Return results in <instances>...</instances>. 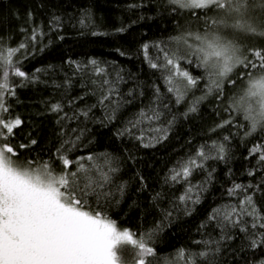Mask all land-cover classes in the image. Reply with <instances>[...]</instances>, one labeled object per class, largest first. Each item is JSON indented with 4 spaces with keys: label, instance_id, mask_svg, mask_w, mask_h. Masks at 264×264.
Here are the masks:
<instances>
[{
    "label": "snow or ice",
    "instance_id": "1",
    "mask_svg": "<svg viewBox=\"0 0 264 264\" xmlns=\"http://www.w3.org/2000/svg\"><path fill=\"white\" fill-rule=\"evenodd\" d=\"M166 2L172 6V11H188L203 25L199 30L187 29L170 37L174 47L165 42L152 45L158 53L155 59L148 54L149 45L142 46L149 67L161 72L166 92L172 95L176 105L183 103L201 77L194 76L182 64L193 66V71L203 70L208 81L207 91L189 104L183 113L187 117L196 113L199 103L209 95L221 100L225 86L235 87L237 80H241L243 88L230 98L225 109L229 119L221 121L213 131L233 125L234 120L241 117L248 125L245 137L258 134L264 140V47L247 45L249 39H264V0ZM142 6L143 0H140L129 4L128 8ZM28 20L29 26L20 29L25 34L24 39L15 47L7 46L6 34L0 32V264H159L153 240L162 231V223L144 233H135L119 227L109 215V209L120 204L128 188L127 183L119 179L120 161L110 154L89 153L70 158V153L81 146L89 121L107 126L117 119L123 108L144 96L139 83L127 93L121 92L120 85L127 82L122 69H113L110 73L108 67L95 59L65 61L71 75L65 73L62 83L53 80V86L63 89L62 95L67 96L74 86L73 78L78 77L79 87L85 92L49 104L48 111L56 114L57 123L61 125V146L49 160L39 156L32 160L19 159L16 147L24 149L37 142L31 140L27 145L17 146L11 143L14 130L23 122L19 117L4 119V113L8 112L5 98L15 96L17 86L43 82L38 74L47 75L49 69L56 70V66L49 65L29 74L22 64L23 60L34 58L35 52L48 47L51 34H59L65 24L56 14L46 27L35 23L31 13ZM78 23L82 28L92 26L91 13H84ZM126 30L125 27L118 29ZM91 34L104 33L93 31ZM46 36L47 44L44 43ZM63 38L59 35V39ZM161 59L162 63H158ZM233 73H236L235 79L231 78ZM10 76L18 81L13 84ZM152 88L149 103L127 117L122 127L116 128L117 138L137 141L143 148L154 147L168 139L177 117L160 87L153 84ZM86 96L96 97V103L79 106L78 101ZM65 107L69 111H65ZM97 107L102 109L103 118L94 116L93 109ZM72 122L78 127L68 129L67 125ZM229 140V136H224L211 145H201L193 155L177 161L169 170L164 183L170 186L182 183L184 191L169 208L160 209L165 221L171 223L177 210L190 215L201 203L203 193L214 179V170L208 162H227L231 158ZM249 157L257 158L259 169L248 171L249 176H255L258 170H264V142L253 144ZM197 171L204 173L205 178L194 184L192 177ZM144 187L141 178V189ZM257 192L264 194V179L257 185L233 183L228 195L235 197L241 193V198L235 205L212 209L207 221L201 224L202 229L209 226L218 229L220 239L203 241L204 250L187 254L191 258L186 259L185 264H216L222 242L235 239H240L236 251L244 253L241 264H264V211L257 206ZM164 195L157 192L152 197L154 206L159 208L158 202ZM124 246L132 250L130 262L123 259ZM180 251L185 255L184 250Z\"/></svg>",
    "mask_w": 264,
    "mask_h": 264
},
{
    "label": "trees",
    "instance_id": "2",
    "mask_svg": "<svg viewBox=\"0 0 264 264\" xmlns=\"http://www.w3.org/2000/svg\"><path fill=\"white\" fill-rule=\"evenodd\" d=\"M140 0H0V32L5 33L7 46L15 47L25 34L20 31L27 28L31 13L34 22L47 26L53 14L61 16L64 27L60 33L51 34V43L44 50L37 51L34 58L23 60L22 68L32 74L38 68L56 66V70L49 69L48 74H38L40 81L28 84L25 87H15V96H6L8 112L4 119L19 117L22 125L15 129V136L11 143L14 146L37 143L28 148L16 147L19 159L32 160L39 156L49 160L61 146L63 137L60 135L61 125L57 123L56 114L48 111L50 103L66 101L69 97L83 95L85 89L79 87V78H73V88L67 96H63V89L53 86V80L62 83L64 74L71 75V69L65 61L71 59L77 62H87L95 59L103 66L113 69H122L126 83L120 85L122 93L140 84L144 96L134 100L117 114V119L107 126L87 123L86 132L81 146L70 153V158L110 154L120 161V181L128 185L127 192L118 206L109 209V215L115 219L121 228L130 229L135 233H144L163 224L153 240V247L157 252L159 264H185L190 255L204 250L203 241L219 240L220 232L212 226L201 228L207 221V215L212 209L221 205H235L242 194L232 197L228 195L233 183L242 185H257L264 179L262 171L258 170L255 176H249V170L259 169L256 157H249V149L253 144L264 142L257 135L245 137L248 131L247 122L241 117L234 120L233 125L213 131L221 121L229 119L225 111L230 98L237 95L244 82L237 80L236 86H225L223 99L217 100L215 95H209L198 105L196 113L183 115L189 104L204 96L208 81L202 69L193 71V66L187 67L194 76L201 77L195 89L187 93V99L176 105L171 94L166 92V84L160 71L149 67L142 52L144 44L149 45V55L155 59L157 49L152 45L165 42L174 47L170 37L178 36L185 30H199L203 27L202 21H197L188 11H172V6L166 0H143L142 7L129 9L128 5L139 3ZM91 13L93 25L82 28L78 21L84 13ZM125 27L124 32L118 31ZM93 31L104 33L92 35ZM10 34V35H8ZM59 35L64 38L59 39ZM48 43V37H44ZM250 47H264V39H249ZM41 45H37L39 48ZM121 52L125 55H121ZM21 54H17L19 58ZM162 63V59L157 61ZM62 68V70H60ZM258 71V70H257ZM239 69H237V73ZM256 73H253L255 75ZM236 73L232 77L235 79ZM2 78V77H0ZM13 84L18 78L10 76ZM153 84L160 87L165 93V101L170 102L172 112L176 115V123L170 131L168 139L151 148H143L137 141L121 139L115 136L117 127L123 126V121L137 112L140 107L147 105L152 97ZM96 97L86 96L78 101L79 106L95 104ZM65 111H69L65 107ZM97 118H103V111L99 107L93 109ZM240 125H243L242 127ZM76 122L67 125V128H77ZM229 136L230 159L227 162L209 161L214 170V179L203 193L202 201L196 205L190 215L182 210L174 211L171 223L165 221L160 209H167L170 203L184 191V185L177 183L174 186L165 184V177L169 170L176 166L177 161L193 155L201 145H211L212 141L221 140ZM57 170L59 168L57 167ZM142 183L146 185L141 189ZM204 173L197 171L193 174L192 182L204 180ZM251 191V189L249 190ZM157 192H163L164 198L159 201V208L154 206L152 197ZM257 206L264 211V194L256 193ZM199 241L200 243H196ZM240 239L222 242L221 251L216 255V264H241L244 253L237 252ZM180 250H184L185 255Z\"/></svg>",
    "mask_w": 264,
    "mask_h": 264
},
{
    "label": "rangeland",
    "instance_id": "3",
    "mask_svg": "<svg viewBox=\"0 0 264 264\" xmlns=\"http://www.w3.org/2000/svg\"><path fill=\"white\" fill-rule=\"evenodd\" d=\"M124 229V228H122ZM125 250L123 252V259L126 260V261H131L132 257H131V248L128 247V246H124Z\"/></svg>",
    "mask_w": 264,
    "mask_h": 264
}]
</instances>
